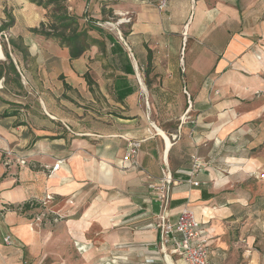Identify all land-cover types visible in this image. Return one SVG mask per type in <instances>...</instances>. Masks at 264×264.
<instances>
[{
    "label": "crops",
    "instance_id": "0c3cea01",
    "mask_svg": "<svg viewBox=\"0 0 264 264\" xmlns=\"http://www.w3.org/2000/svg\"><path fill=\"white\" fill-rule=\"evenodd\" d=\"M158 1L66 0L104 43L72 58L30 31L44 8L0 0V22L14 17L6 33L27 51L6 46L19 77L5 74L9 61L0 58V264H163L147 182L165 165L176 180L168 220L186 205L211 261L264 264L256 247L264 221L242 214L244 171L221 166L222 145L251 120L238 118L237 98L264 91V0H168L163 10ZM111 18L117 32L96 27ZM227 92L234 98L225 105ZM133 138L141 139L136 161L120 165ZM193 155L203 166L190 175ZM46 191L53 212L40 221Z\"/></svg>",
    "mask_w": 264,
    "mask_h": 264
},
{
    "label": "built area",
    "instance_id": "2783aa9c",
    "mask_svg": "<svg viewBox=\"0 0 264 264\" xmlns=\"http://www.w3.org/2000/svg\"><path fill=\"white\" fill-rule=\"evenodd\" d=\"M168 0H159L157 7L161 10L168 7ZM125 19V18H123ZM129 21V18L126 19ZM110 23V21H104ZM102 25V23H99ZM5 35V33H4ZM141 144V139L133 138L127 143L125 154L121 159L120 165L124 162L135 163V158ZM7 156L14 155L12 149H5ZM15 161L19 164L25 163V159L16 155ZM9 161L6 160V163ZM61 164L58 159L50 167L48 176L56 170ZM203 166L201 159L197 155L192 156V165L189 170L190 175H193ZM149 178V177H148ZM192 185H197L198 181L191 178L188 179ZM176 183L172 173L167 165L161 168V175L157 178H150L147 182V188L151 192L154 201L157 202L158 212L156 220L153 223V228L156 229L159 236L160 252L163 264H222L220 262L211 261L209 258V240L208 236L203 232L200 222L194 211L188 206H183L178 213L175 222H170L167 218L168 208V193L172 185ZM53 199V193L46 191L43 198L40 199V204L43 206L42 211L36 215L37 220H41L47 212L53 210L45 209L47 203ZM46 210V211H45ZM57 219V215H56ZM4 241L9 243L10 236L6 235Z\"/></svg>",
    "mask_w": 264,
    "mask_h": 264
},
{
    "label": "rangeland",
    "instance_id": "374dc122",
    "mask_svg": "<svg viewBox=\"0 0 264 264\" xmlns=\"http://www.w3.org/2000/svg\"><path fill=\"white\" fill-rule=\"evenodd\" d=\"M108 21L110 23L103 22L102 26L109 27L117 32V20L111 18ZM4 33L0 37L1 46L2 43L7 46L9 42L8 34L6 32ZM2 52L3 54L1 53L0 47V53L4 55V49ZM223 98L226 101L224 104L228 105L230 103L228 100L233 99L234 95L227 92L222 94V102H224ZM237 100L238 118L245 117V119L251 120L245 121L246 123L237 128L236 142H226L222 145L221 166L225 167L226 170L229 168L228 165L231 164L234 165L231 169H234L235 166L241 167L244 175H239L237 179H243V186L241 187L243 189V196H248L246 199L247 202L243 206L242 214L251 216L254 219L261 218L264 221V91L259 89V91L253 92L248 96L246 95L243 98H237ZM224 109H227V106ZM225 117L228 118V114ZM228 154L235 155L238 158L239 156H245L246 159H237L238 164L234 162H223V157L228 156ZM253 225L256 226L257 224ZM200 230L205 229L201 227ZM256 247L264 253V245Z\"/></svg>",
    "mask_w": 264,
    "mask_h": 264
},
{
    "label": "trees",
    "instance_id": "16d2710c",
    "mask_svg": "<svg viewBox=\"0 0 264 264\" xmlns=\"http://www.w3.org/2000/svg\"><path fill=\"white\" fill-rule=\"evenodd\" d=\"M38 6H41L46 10L45 20L40 21L39 25L30 28V31L43 35L46 38L57 41L61 46L67 47L69 55L72 58L78 57L92 45H97L100 49L103 48V41L101 38L91 33V27H88L79 21V18L68 11L66 0H29ZM5 19L0 22V37L6 32L14 22V17L6 12ZM100 25H97L98 27ZM99 28V27H98ZM9 43L19 48L24 54H27L25 48L22 45H17L12 38H8ZM4 49V55L9 61L5 74L7 72L14 73L19 77V73L16 70L11 56L7 50V47L2 43ZM3 65L0 64V75L3 72ZM86 82L89 90H93L94 81L90 77L89 73H85ZM67 87L68 85L64 83ZM30 206H34V202L29 201ZM28 204V206H29Z\"/></svg>",
    "mask_w": 264,
    "mask_h": 264
},
{
    "label": "bare ground",
    "instance_id": "6f19581e",
    "mask_svg": "<svg viewBox=\"0 0 264 264\" xmlns=\"http://www.w3.org/2000/svg\"><path fill=\"white\" fill-rule=\"evenodd\" d=\"M3 57V55L0 53V58Z\"/></svg>",
    "mask_w": 264,
    "mask_h": 264
}]
</instances>
